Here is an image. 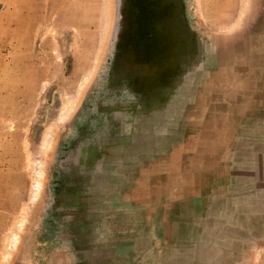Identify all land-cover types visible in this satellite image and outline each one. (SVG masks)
<instances>
[{
    "label": "rangeland",
    "instance_id": "obj_1",
    "mask_svg": "<svg viewBox=\"0 0 264 264\" xmlns=\"http://www.w3.org/2000/svg\"><path fill=\"white\" fill-rule=\"evenodd\" d=\"M263 17L264 0H0V264H264V81L191 96Z\"/></svg>",
    "mask_w": 264,
    "mask_h": 264
},
{
    "label": "bare ground",
    "instance_id": "obj_2",
    "mask_svg": "<svg viewBox=\"0 0 264 264\" xmlns=\"http://www.w3.org/2000/svg\"><path fill=\"white\" fill-rule=\"evenodd\" d=\"M258 29L264 30V17L259 21ZM223 58H224L223 60L219 59L217 62L214 63V65H216L215 68H216V70H218V72H216L212 76L211 75L207 76V77H209V79L207 78L205 81H203L200 84V87H197L196 89H194L191 92V96H192L193 100L195 101L197 108L200 107L201 105H206V102L210 98L211 99L213 98V94L211 93V91L213 89H209V87H208V85L212 81H213V84L221 85L224 83H228L229 81L233 80V78L239 79V77L240 78L242 77L243 81L245 82L244 83L245 85L242 84L241 87L244 88L245 91H242L241 95L239 93V96H241L243 101L246 100V98L250 95L251 90L255 89V91H257L260 88L261 83H263V81H264V35H258L254 38H250L249 40H247L244 43H241V44L234 46L232 49H230L228 51V54L226 56H224ZM251 70H253V72H251ZM255 99H256V102H255L254 108L256 106H259V104L264 105V93H259V94L256 93ZM209 108L211 109V113H209V111H208V115L206 118L207 120L204 122L202 121L203 123L195 122L194 125L192 126L193 128L199 126V129H201V130H199L200 133H198V136H199V138H202V144L199 147H202L204 149L209 148V147L218 148L220 146V144H218V142H220L219 138H217L216 143H211V141H209L214 136L215 131H207L206 129L207 128L212 129L214 127H217V125H215V121L219 115H222L223 111L221 110V106H218L217 104H214V105L211 104ZM202 110H198L197 114L200 115V114L205 113L203 108H202ZM252 112H254L253 108L249 111V113L247 111V113H248L247 115L253 114ZM197 189H196V187L191 188V190H193L195 193L197 191H201V189H198V190ZM205 189L206 188H204L203 191L200 193L205 192ZM184 192L185 193H192L190 190L183 191V193ZM151 203L152 202H150V201L147 202L144 200H139V201L135 202V205L137 207L141 208L144 205L151 204ZM182 207H183L182 205L179 206V208H182ZM124 223H126V222H124ZM165 227L166 226L164 225V229H165ZM158 228L159 227L153 228V232L155 235L160 233V230ZM140 229H142V227ZM121 230L123 232L118 233L116 236L120 240V242L126 243L129 241L128 240V233L129 232L127 233L126 228H122ZM129 235H130V233H129ZM168 235H169V233L166 232V236H168ZM107 254H111V251L108 252Z\"/></svg>",
    "mask_w": 264,
    "mask_h": 264
}]
</instances>
